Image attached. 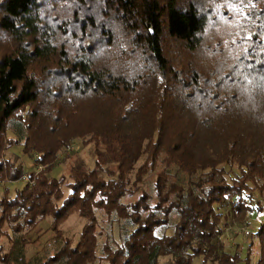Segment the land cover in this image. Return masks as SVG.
<instances>
[{"label": "trees", "instance_id": "1", "mask_svg": "<svg viewBox=\"0 0 264 264\" xmlns=\"http://www.w3.org/2000/svg\"><path fill=\"white\" fill-rule=\"evenodd\" d=\"M11 123L38 171L2 157ZM74 139L93 167H71L64 195L47 173ZM155 168V200L122 201L129 175L140 184ZM24 175L0 198V224L49 217L59 238L70 214L84 219L44 264H235L219 239L223 206L261 216L264 264V0H0V182ZM96 211L129 226L99 252ZM171 211V234L157 236Z\"/></svg>", "mask_w": 264, "mask_h": 264}, {"label": "rangeland", "instance_id": "2", "mask_svg": "<svg viewBox=\"0 0 264 264\" xmlns=\"http://www.w3.org/2000/svg\"><path fill=\"white\" fill-rule=\"evenodd\" d=\"M14 124V123H13ZM11 123L10 128L6 132V137L15 141L16 145L10 146L3 151L2 157L6 159L14 167L22 169L24 173L29 171L36 172L40 166L34 161V153H23L21 150L22 140L19 131L14 129ZM143 157H140L134 164V170L141 163ZM83 165L85 169L93 167V156L91 154L90 145L84 143L81 139L71 141L68 148H61L57 151L53 165L47 177L59 179L62 181V189L64 195L68 193L66 184L70 182L69 170L78 164ZM133 170V171H134ZM157 168L151 174L146 175L140 184L132 185V174L129 175L131 181L129 187L130 196H126L122 201H134L140 192L147 194L148 202L155 200L154 191L152 189V181L155 177ZM27 181L26 176H22L17 181L0 182V198H11L14 192L20 189ZM246 200V199H245ZM220 212V229L219 239L222 242V250L228 253L236 254L238 261L235 264H245L246 254L250 256L251 264L255 261V249L257 245L255 230L261 216H257L255 212L238 215L229 211L228 206L218 209ZM97 225V252L105 237L114 241H119L122 229H129L128 225H123L122 220L106 219L99 211L95 212ZM176 215L170 212L167 222L159 226L155 230L157 236L169 235L172 232L173 224L176 221ZM14 225H20V219L13 222ZM13 223L2 222L0 224V257L5 253H9L15 261V264H44L49 257L57 250L65 239L73 246L78 239L84 219L76 213L70 214L59 226L60 237L54 236V232L49 228L50 218L45 217L35 222L30 228L23 227L22 230L14 231ZM248 231V234H245ZM170 259L169 255L159 256L158 264H166ZM99 264H106L105 262ZM191 264H213L208 260L202 262L201 256L192 259Z\"/></svg>", "mask_w": 264, "mask_h": 264}, {"label": "built area", "instance_id": "3", "mask_svg": "<svg viewBox=\"0 0 264 264\" xmlns=\"http://www.w3.org/2000/svg\"><path fill=\"white\" fill-rule=\"evenodd\" d=\"M245 234H248V231H245Z\"/></svg>", "mask_w": 264, "mask_h": 264}]
</instances>
